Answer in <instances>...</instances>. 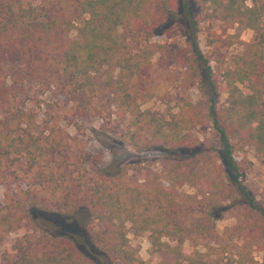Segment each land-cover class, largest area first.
I'll use <instances>...</instances> for the list:
<instances>
[{"label": "trees", "instance_id": "1", "mask_svg": "<svg viewBox=\"0 0 264 264\" xmlns=\"http://www.w3.org/2000/svg\"><path fill=\"white\" fill-rule=\"evenodd\" d=\"M70 8L87 16L75 39ZM202 18L233 27L228 45L242 53L229 68L213 70L201 52ZM175 26L186 41V88L196 79L207 108L185 94L141 110L130 82L163 54L152 38ZM247 31L254 40H244ZM46 95L63 103L58 117L38 121L26 106ZM113 115L130 116L134 150L162 154L158 171L139 170L140 184L126 166L86 167L61 125ZM197 126L209 128L212 144L196 139ZM247 151L264 158V0H0V179L18 169L26 185L0 206V244L14 235L0 264H145L129 235L145 237L148 253L169 264H264V206L242 184L235 158ZM223 213L234 224L218 235ZM93 221L108 232L92 234ZM201 238L215 242L208 253Z\"/></svg>", "mask_w": 264, "mask_h": 264}, {"label": "rangeland", "instance_id": "2", "mask_svg": "<svg viewBox=\"0 0 264 264\" xmlns=\"http://www.w3.org/2000/svg\"><path fill=\"white\" fill-rule=\"evenodd\" d=\"M68 16L73 20V27L69 32L72 39L76 38V28L82 23L87 16L81 14L78 9L70 8ZM210 25L214 31V36L218 39L212 45L207 43V37L210 35ZM198 45L203 54L210 59V65L213 70L222 71L229 68L235 57L242 53V47L239 45H228L226 36L234 32L233 27L223 24L219 20H213L211 23L203 19L198 24ZM213 36V37H214ZM245 41H252L254 37L251 31H247L244 36ZM152 41L160 42L164 45L162 55H155L152 59L151 66L143 74L142 78H135L130 82V93L137 97L141 110L147 108L162 106L166 108L168 97L178 99L180 96L187 94L192 101H202L203 110L207 108L205 98L202 97V89L197 86V80L189 82L188 90L186 81L183 76L186 71L181 65L182 59L187 57L186 41L184 30L181 27L175 26L169 30L156 35ZM220 87L218 90V104L225 102L226 93L224 85L221 83V78L218 77ZM169 96H166L165 94ZM49 95V94H48ZM46 95L40 106L36 104H27L26 107L31 108L37 114V119L42 120L48 118V115L56 118L59 115L58 107L63 101L57 97H48ZM162 95H164L162 97ZM109 96V94H106ZM170 105H174V102ZM175 107V106H174ZM175 111V109L173 110ZM130 116H126L124 120L116 118L115 115L104 121L90 119H74L73 123L61 125L66 129L72 138H75L83 152L86 155V167L95 164L99 167H108L110 163H115L119 166H126L129 169L138 171L137 173L130 172V177L137 183L142 182V177L139 172L141 169L149 168L155 171L160 169V159L162 154L155 148H150L145 151H136L130 145L126 137V123ZM209 128L197 126L192 130L193 135L200 141H205L207 144H212L209 136ZM236 161H240L243 168L241 182L246 190L251 194L256 201L264 206V158L259 159L252 151H247L237 155ZM15 169V168H14ZM18 169H15L9 178L0 179V206H3L5 194H16L19 189H25L26 185L17 178ZM15 173V174H14ZM184 192L194 194L195 189L184 187ZM234 220L227 213L216 222V233L221 235L225 228L231 227ZM92 234L97 232L106 233L108 229L100 222L93 221L89 223ZM14 235H10L7 240L0 244V258L3 255L6 245L11 243ZM130 247L137 248L139 257L145 264H169L167 257L162 255H150L148 253L149 242L145 237H134L129 235ZM200 251L207 252L206 245H215L214 241L201 238L199 240ZM261 255H258V258Z\"/></svg>", "mask_w": 264, "mask_h": 264}]
</instances>
